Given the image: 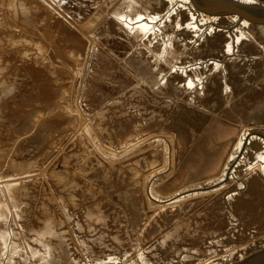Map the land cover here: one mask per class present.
Returning a JSON list of instances; mask_svg holds the SVG:
<instances>
[{
    "label": "rangeland",
    "instance_id": "obj_1",
    "mask_svg": "<svg viewBox=\"0 0 264 264\" xmlns=\"http://www.w3.org/2000/svg\"><path fill=\"white\" fill-rule=\"evenodd\" d=\"M174 1L0 0V264L264 262V27Z\"/></svg>",
    "mask_w": 264,
    "mask_h": 264
},
{
    "label": "bare ground",
    "instance_id": "obj_2",
    "mask_svg": "<svg viewBox=\"0 0 264 264\" xmlns=\"http://www.w3.org/2000/svg\"><path fill=\"white\" fill-rule=\"evenodd\" d=\"M153 1H159V0H153ZM227 1H230V2H235V3H239V4H246L248 6L250 5H259V3H257L255 0H227ZM186 3V0H175L173 3H172V6H169L166 10V15H167V18L164 19L165 21V27L163 26V21H162V18H163V14H157V13H153V14H150V16L148 15V17H145V16H141L139 18H129L127 16L123 17L125 23L127 24V26L129 28H132V27H142L145 31V33H150L151 29H154L155 31H159V29H162L160 31V34L162 35V32L164 33L168 28H169V25L171 24V22L169 23V19L168 17L170 15H172L175 11H179V14H181V9H184L186 7L185 5ZM128 7H130V4L128 5ZM123 14H120V16H122ZM119 19H121L120 17H118ZM214 20V23L217 24L219 23V19L215 18L213 19ZM242 26H246L247 23H244V22H241L240 23ZM263 28V27H261ZM235 30V29H234ZM159 34V36L156 38V40H154L151 45H150V48H153L156 46V42L160 39L161 35ZM235 50V41L234 39L231 40V43H228L226 45V49H225V52L227 54H230V53H233ZM207 61H210V60H206V61H203V62H195V63H191L190 65H188V69L186 68L185 70V73L188 72V71H191L192 67L194 65V67L198 68V67H203V65H205L207 63ZM215 65H220L219 62L215 61L214 62ZM188 70V71H187ZM188 85H191V87L195 86V81H193V79H188ZM196 85L198 87H202V84L201 82L199 81V79L196 81ZM233 92V91H232ZM140 126V125H139ZM140 129H141V126H140ZM244 136H245V133H243V135L240 137L238 143L236 144V151L238 152L242 146V142H243V139H244ZM131 138H133V136L130 134L128 135L126 141H130ZM236 152V153H237ZM236 157V155H234V153L229 157V161L233 160L234 158ZM258 169V171L260 172V174L264 175V154L263 152H258L255 154V162L253 163H250L249 165H247L246 167V170L247 171H254Z\"/></svg>",
    "mask_w": 264,
    "mask_h": 264
},
{
    "label": "water",
    "instance_id": "obj_3",
    "mask_svg": "<svg viewBox=\"0 0 264 264\" xmlns=\"http://www.w3.org/2000/svg\"><path fill=\"white\" fill-rule=\"evenodd\" d=\"M187 5L192 9L193 20L197 25L201 16L206 15L211 18L233 17L236 24L244 22L257 27H264V5L261 4L248 6L227 0H188ZM207 36H212L211 30H207ZM177 47L175 45L173 48Z\"/></svg>",
    "mask_w": 264,
    "mask_h": 264
}]
</instances>
